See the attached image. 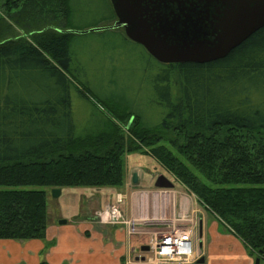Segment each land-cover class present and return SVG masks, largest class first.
Instances as JSON below:
<instances>
[{"label":"trees","instance_id":"1","mask_svg":"<svg viewBox=\"0 0 264 264\" xmlns=\"http://www.w3.org/2000/svg\"><path fill=\"white\" fill-rule=\"evenodd\" d=\"M69 15V0H0V238H44L41 187L121 186L124 154L140 151L264 261V26L221 59L159 62L157 125L113 103L81 134Z\"/></svg>","mask_w":264,"mask_h":264},{"label":"crops","instance_id":"2","mask_svg":"<svg viewBox=\"0 0 264 264\" xmlns=\"http://www.w3.org/2000/svg\"><path fill=\"white\" fill-rule=\"evenodd\" d=\"M136 171L138 181L132 182ZM155 180L133 168L121 187H101L91 193H70L69 203L50 218L42 239H1L0 264H144L137 260L139 247L150 234L192 227L197 236L196 252L203 264H256L242 240L228 230L193 196L158 188ZM60 188V193L62 192ZM78 190V189H71ZM94 192V193H93ZM124 194L120 206L138 221V231L120 225H100L95 212L115 204V195ZM94 204V205H91ZM194 210L195 222L186 221ZM60 219L66 223L60 224ZM257 264H264L261 261Z\"/></svg>","mask_w":264,"mask_h":264},{"label":"rangeland","instance_id":"3","mask_svg":"<svg viewBox=\"0 0 264 264\" xmlns=\"http://www.w3.org/2000/svg\"><path fill=\"white\" fill-rule=\"evenodd\" d=\"M69 9L67 26L73 33L69 41V69L65 74L71 80L69 91L71 114L76 132L83 134L98 129L104 119L103 114H109L108 104L113 103L140 114L148 126L160 123L166 111L157 103L162 93L155 86L154 79L159 72V62L150 56L141 44L127 38L122 28L109 27L115 20L109 0H69ZM79 90L86 94L83 95ZM119 125L123 127L122 123ZM133 168L140 169L142 175L149 180H155L159 174L164 175L173 184L172 187L164 189L177 195L185 192L207 209L192 192L150 155L140 151L125 153V175ZM200 178L203 179L202 176ZM41 188L47 191L50 218H56L60 208L69 203L70 193H91L103 189L85 186L62 187L60 195L53 197L51 189ZM117 194L122 195L124 202V194L121 192ZM109 208L110 206L98 209L95 214ZM121 211L126 220L138 224V221L128 217L122 208ZM194 213L195 211L191 210L189 215L193 214V217L184 215L180 219L193 223L196 220ZM120 226H124L127 230L128 227L131 228L128 224H120ZM138 226H136L137 231Z\"/></svg>","mask_w":264,"mask_h":264},{"label":"water","instance_id":"4","mask_svg":"<svg viewBox=\"0 0 264 264\" xmlns=\"http://www.w3.org/2000/svg\"><path fill=\"white\" fill-rule=\"evenodd\" d=\"M115 14L110 28H122L160 63H206L227 56L264 26V0H109ZM103 28V27H102ZM95 28V29H102ZM138 181L136 171L132 182ZM155 187L172 182L159 174ZM53 197L60 188H52ZM60 224L66 219H60ZM143 244L139 251L145 252ZM138 258V257H137ZM143 259V257H141ZM204 258L197 260L202 264ZM259 263V259H255Z\"/></svg>","mask_w":264,"mask_h":264},{"label":"built area","instance_id":"5","mask_svg":"<svg viewBox=\"0 0 264 264\" xmlns=\"http://www.w3.org/2000/svg\"><path fill=\"white\" fill-rule=\"evenodd\" d=\"M123 197L116 195V202L109 209L97 213V220L103 224H128L129 233L137 232L138 224L126 220L121 211ZM136 229V230H135ZM197 236L192 227L177 228L168 232L150 234L146 245L148 250L140 252L137 260L144 264H198L200 255L195 250ZM143 257V259H141Z\"/></svg>","mask_w":264,"mask_h":264}]
</instances>
